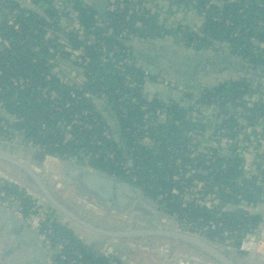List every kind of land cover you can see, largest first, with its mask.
I'll list each match as a JSON object with an SVG mask.
<instances>
[{
  "label": "trees",
  "instance_id": "16d2710c",
  "mask_svg": "<svg viewBox=\"0 0 264 264\" xmlns=\"http://www.w3.org/2000/svg\"><path fill=\"white\" fill-rule=\"evenodd\" d=\"M120 1L125 8L107 11L103 21L92 0H0V141L26 154L32 147L54 159L88 163L123 179L162 213L216 244L237 251L248 236L261 239L264 167L256 163L260 176L246 174L236 148L245 127L264 122V97L249 102L259 94L258 86L252 87L256 81L234 77L211 85L203 78L217 76L203 73L188 93L148 99V84L172 80L144 66L131 42L171 40L194 58L223 49L248 72L264 74V0H189L185 5L199 14L201 26L178 24L172 31H164V21L148 12L128 9V0ZM176 1L182 5L183 0ZM69 6L76 16L68 17ZM64 17L68 26L61 23ZM68 69L73 79L66 77ZM199 135L208 147H201ZM216 139H226L227 148L210 147ZM194 182L223 200L225 210L212 212L198 203ZM59 188L53 190L58 194ZM10 200L23 219L39 216L38 200L28 190L0 179V203ZM50 225L53 229L39 223L37 229L44 244L64 250L54 256L55 264H71L73 249L81 258L72 264H122L121 259L158 264L145 251L130 260L103 243L93 249L86 232L52 218Z\"/></svg>",
  "mask_w": 264,
  "mask_h": 264
},
{
  "label": "water",
  "instance_id": "95a60500",
  "mask_svg": "<svg viewBox=\"0 0 264 264\" xmlns=\"http://www.w3.org/2000/svg\"><path fill=\"white\" fill-rule=\"evenodd\" d=\"M93 4L98 17L106 21L109 0H93ZM133 47L138 48L135 43ZM155 54L162 58V60L156 62L157 64L152 63V60L147 59V56L142 59L148 60V63H152L157 67L168 68L169 73L173 72L192 78L195 86L198 83L200 73L219 74L223 72V69H229L239 79L264 83V74L261 71L253 74L244 68L241 69L240 65L242 63L233 55L224 52L223 49L219 50L218 57L213 58L212 63L214 66L208 65L205 69L202 68L198 72H194L193 77L191 74L192 68L196 65H202V62L192 60L188 52L178 53L172 51L170 53ZM223 61H226V63H223ZM113 120L116 126L115 131L119 133V122L116 117ZM0 146L13 149L18 147V145L7 142H0ZM120 146L123 157L130 167L131 162L126 147L122 143ZM21 151L25 152L23 149ZM0 163L8 164L11 168L19 170L25 178L24 183L19 185L32 193L35 192L33 194L46 202L64 225L86 232L95 237L96 242L108 245L130 260L135 259V256L140 252H144L143 250H136L135 245L151 246L153 245L152 242L160 244L163 241H168L172 243L171 249H173V252L177 251L178 253L181 251L183 254L185 253L184 250H187L190 253H188L189 256L201 259L200 261L184 259L182 264H236L226 256L224 252L226 247L205 238L196 237L194 234L187 232L185 227H178L175 218L171 217L174 221L172 223L174 227L166 228L163 220L166 221L170 217L162 213L158 205L145 196L142 191L123 179L94 169L88 163L79 164L72 160L54 159L32 147L28 148L27 154L24 153L21 156V160L5 151H0ZM40 169L45 175L43 172H39ZM200 174L203 175L204 173L201 172ZM56 185L60 187L59 195L53 190ZM76 199L79 200V203L84 204L83 208H80L79 205L72 207L71 200ZM88 206L95 210L108 212L119 218H125L124 223H128L114 226L107 218H101L97 213H94L95 211L90 212ZM79 210L83 211L80 212ZM19 212V208L13 209L10 204H0V214L3 216L4 222L17 226L23 232L26 245L30 248L31 257L35 258L38 254L43 253L45 256L44 262L47 263L48 254L42 239L29 224L21 221L17 216ZM159 216H161V219H159ZM106 223L107 225H104ZM234 251L236 250L233 249ZM155 257L158 259V264L164 258L160 254H156ZM248 259L249 261H255L257 264H264L260 256L248 254ZM33 263L35 262L33 261ZM165 264H171V262Z\"/></svg>",
  "mask_w": 264,
  "mask_h": 264
},
{
  "label": "crops",
  "instance_id": "0c3cea01",
  "mask_svg": "<svg viewBox=\"0 0 264 264\" xmlns=\"http://www.w3.org/2000/svg\"><path fill=\"white\" fill-rule=\"evenodd\" d=\"M225 0H219L220 3L224 2ZM93 3V0H92ZM153 5H157L159 3L160 9H158L157 18L163 22V28L167 27L172 31L176 28V25H184L189 26L191 28H199L202 24V20L199 16V14L191 7L188 6H180L175 5L173 3H168L167 1H157L152 0ZM136 54L139 56L140 60L142 61L144 66H147L148 68H151L154 72V74H157V71H161L164 73L166 78H170L172 80V83L168 85H161L158 82L156 84H148L147 85V97L152 98L155 95H158V97L162 96L164 100L171 99L172 97L176 96V94H183L190 92V89H195V85H193L192 78H189L188 76H183L177 73H169L166 67H157L155 65H152V63L159 62L162 60V58L159 55H156L155 53H170L172 51H176L178 53H183L181 47L177 44H175L171 40H163V41H157L155 43L147 44H138L137 45ZM151 53V54H149ZM153 53V54H152ZM219 50L216 49L212 52L207 53L206 55H197L194 57H190L192 60H195L196 58H204V57H211L212 59L215 57H218ZM148 57L147 59L152 60V63H148V60H143L142 58ZM199 56V57H198ZM207 65H210L209 63L204 62ZM223 63H226V61H223ZM243 65V64H242ZM242 65H240L241 69H243ZM214 66V65H210ZM219 70V68H217ZM175 71V69H173ZM207 73V72H206ZM201 74H199L198 77V83L201 82ZM211 74V73H209ZM213 74V73H212ZM177 75V76H176ZM217 77L211 78V77H204V83L207 82L211 85L218 82L219 80H231L232 78H238L235 73H232L229 69H223L222 73L219 74H213ZM193 77V74H192ZM167 79V80H168ZM191 79V80H190ZM239 79V78H238ZM167 83V82H166ZM178 83V84H176ZM197 83V84H198ZM180 84V85H179ZM264 85V83H261L259 81H256L254 85L252 86L255 88L258 86V91L261 90L260 85ZM205 85V84H204ZM258 95H255L251 100H254L255 103H258L261 98L264 97V90L261 92H258ZM264 133V122H260L259 124H256L252 127H245L243 129V133L241 136V142L244 143V147L249 146L251 150H256L257 148H261L264 144V139L262 138ZM0 151H5L6 153H9L16 158L21 160V156H23L24 152L21 151V148H5L3 146H0ZM247 160L250 164L246 163L245 168L247 170L251 169L252 160L251 158L247 157ZM39 171V170H38ZM40 173L43 172L41 169L39 171ZM44 173V172H43ZM0 179L6 180L7 182L10 180V182L14 184H21V178H23L21 172L19 170H16L14 168H11L8 164L0 163ZM45 175V173H44ZM12 178V179H11ZM17 181L16 183L13 181ZM53 180V179H52ZM54 181V180H53ZM55 182V181H54ZM19 183V184H18ZM56 183V182H55ZM57 184V183H56ZM57 187V185H56ZM72 202L79 200H71ZM76 203V202H75ZM89 208H91L89 206ZM83 210H80L82 212ZM261 212H264V207L260 209ZM91 212V211H90ZM93 213V212H92ZM164 222V221H163ZM166 225V224H165ZM258 234L262 235V238H264V220L261 223V225L258 228ZM256 236L257 233H256ZM86 240L88 242V245L91 246L93 249H98L100 246V249L102 248L103 244L96 242L95 237L85 233ZM254 240H259L254 239ZM154 243V242H152ZM157 243V242H156ZM154 248L158 250L165 249V246H172V243L163 241L162 243H157L154 245ZM169 250V249H168ZM186 254L189 253V251L184 250ZM225 254L228 256L234 263L236 264H257L255 261H249L248 254L244 252H237L233 249H230L229 247L225 248ZM159 254V253H156ZM155 254V255H156ZM190 254V253H189ZM188 254V255H189ZM157 258V257H156ZM193 259H197L196 257L192 256ZM191 258V259H192ZM201 260V259H198ZM205 260V259H204ZM34 259L31 257L30 248L26 245V240L24 239L23 232L17 227L13 226L12 224H8L7 222H4L3 216L0 214V264H31L33 263ZM164 260H160L159 264H165ZM127 264V262L125 261Z\"/></svg>",
  "mask_w": 264,
  "mask_h": 264
},
{
  "label": "built area",
  "instance_id": "2783aa9c",
  "mask_svg": "<svg viewBox=\"0 0 264 264\" xmlns=\"http://www.w3.org/2000/svg\"><path fill=\"white\" fill-rule=\"evenodd\" d=\"M157 1H160V0H157ZM162 1H164V2L167 1L168 3H173V2L178 3L176 0H162ZM216 1L219 2V0H216ZM227 1L228 0H225L224 2H227ZM128 3L129 4H128L127 8L130 9V10H134L136 12L137 11L148 12L149 14H151V15H153L155 17L158 16L157 15L158 9H160L159 3L157 5H155V4L153 5L152 0H128ZM180 4H182L180 6H186L185 4H189V0H183V2L180 3ZM175 5H177V4H175ZM193 5H196L195 2H194ZM59 8L61 9L62 6H60ZM124 8L125 7H124L123 3L120 0L119 1L118 0H109V6H108L107 11H109V10L110 11L122 10ZM66 12L69 13L68 17L76 16V13L71 10L70 6L67 8ZM68 17L62 18L61 23H62L63 26H68L67 25L68 24V19H67ZM163 30L164 31H168L170 29L167 28V27H164ZM238 34H239L238 32H235L233 34V36L237 37ZM133 44H134V41L131 42V45H133ZM132 65H135L138 68L140 67V65L137 64V63L135 64V63L132 62ZM145 74H148V72L145 71ZM146 79H147V76H146L145 80ZM160 84L161 85H168V82L166 83V81H165V82H161ZM260 87H261V90H259V92L264 90V85L261 84ZM254 96H252V98ZM252 98L249 97L250 106L255 104V101L251 100ZM83 115L84 116H91V114H89L88 112H83ZM198 115L199 114L196 113V112L193 113L194 117H198ZM222 132L224 134H228L227 130H222ZM242 133H243V130L240 132V134L238 136L236 148H237V153H239L242 156V158L244 159L243 169L245 170L246 174L259 175L257 173V171H256V163H259V165L261 167H264V144L262 145L261 148H257L256 150H251L249 146L244 147V143L241 142ZM196 138H197V141H200L201 147H208V146H206L208 143H206V142L202 143L201 142V141H203V139H202V137L200 135L197 136ZM0 142L4 143L3 141H0ZM215 142L214 143H210L209 146L211 147V145H212L218 151L225 150L227 148V146H228V144L226 142V139H221V140H217L216 139ZM9 144H12V143H9ZM12 145H14V144H12ZM205 152H207V151L205 150ZM247 157L248 158L250 157L251 160H252V165H251L252 167H251L250 170H247L245 168V164L246 163L250 164L248 162V160H247ZM257 184H262V180L258 179ZM193 191L195 192L196 197L198 199L197 202L200 203L202 206L208 207L212 212H221V211L225 210V203L223 202V200H221L218 197H215L213 194L209 193L208 191L203 190V187H202L201 183L194 182L193 183ZM28 194L31 195L34 199L38 200L37 204H38V207H39V216L37 218H34V220H25V219L22 218L20 213H18L17 216L21 219L22 222L29 224V226L32 227L38 233V235L40 236V238L43 241V236L38 232L37 225H39V223H40V225L42 224L43 226L47 227L48 229H53V227L50 225L51 218L54 219L56 222H59V223H60V220L54 214V212L50 209V207L47 206L46 202H44L41 198H39L38 196H36L33 193L28 192ZM196 197L194 195H191V199L192 198H196ZM39 203L42 206H39ZM0 204L1 205H5L4 203H0ZM10 205L12 206L13 209H17L16 208L17 204L13 200H10ZM179 222H181L182 224H179L178 227H185L187 229V232L194 234L196 237L203 238V236L201 234V231L196 232L195 230H193V228L189 224L185 225L184 222H182V221H179ZM63 243L65 245L67 244L66 241L63 242ZM43 245H44V248H45V250H46V252L48 254L47 264H55V262L53 260L54 256L64 253V250L62 249L61 246L53 247L52 245H49L48 243L44 244V242H43ZM103 249L105 251H107L105 248H103ZM143 251H145V250H143ZM237 251L238 252H244V253H247V254H255L257 256H260L263 259V261H264V238H261L259 240H254L251 236H248L246 238V240L244 242H242V244L239 246ZM70 254L73 256V258H71ZM70 254H67L66 257H68V259L71 258L70 259V263L71 264L72 263H77V259L79 260L81 258V254H80L78 249H73L72 253H70ZM121 262H122V264H126L123 259H121Z\"/></svg>",
  "mask_w": 264,
  "mask_h": 264
},
{
  "label": "rangeland",
  "instance_id": "374dc122",
  "mask_svg": "<svg viewBox=\"0 0 264 264\" xmlns=\"http://www.w3.org/2000/svg\"><path fill=\"white\" fill-rule=\"evenodd\" d=\"M67 74L68 75H66V77L67 78H71V79H73V73L68 69L67 70ZM62 78H63V76H61ZM166 79H168V78H166ZM170 79V78H169ZM168 79V80H169ZM148 99H151V98H148ZM1 176V175H0ZM12 179V178H11ZM25 180V178L23 177L22 179H21V183H24L23 181ZM15 183L17 182V181H15V180H13ZM9 183H10V180L8 181ZM12 183V182H11ZM19 184V183H18ZM23 185V184H22ZM25 185V184H24ZM19 186H21V185H19ZM28 192H30V193H32L30 190L28 191ZM33 193H35V192H33ZM14 205V204H13ZM39 206H42L40 203H39ZM47 206H48V204H47ZM16 208H19L18 207V205L16 206ZM96 212L99 214V215H101L100 217L101 218H107L108 219V221H110V222H112L113 224H114V226H116V224L117 225H120V224H127L128 222H126V223H124V221H125V218L123 219V218H119L118 216H115V215H111V214H109L108 212H103V211H100V210H96ZM20 214H21V212H19ZM127 215V214H126ZM174 218V217H173ZM159 219H161V216H159ZM164 221V223L166 224L165 226H166V228H173L174 226H173V219L170 217L169 219H167L166 221L165 220H163ZM177 221V220H176ZM178 223V226H179V224H182L181 222H179V221H177ZM60 223H62L61 221H60ZM101 223V222H100ZM107 224V223H106ZM123 226H126V225H123ZM134 248H136V250H138V251H142V250H145V252H148V253H150L151 255H154V254H156V253H159L160 255H162V256H164V258H163V260H164V262H166V261H168V262H171V264H182V261L184 262V259H191L192 257L191 256H189L188 254H186V252L185 253H181V251L180 252H178L177 253V251H175V252H173V249H171L172 247L171 246H168V247H166L165 246V249H161V250H158V251H156V249H157V246H156V248H154V246L153 245H151V246H142V245H138V246H136L135 245V247ZM169 249V250H168ZM171 249V250H170ZM232 249V248H231ZM191 260H193V261H198V259H191ZM200 261V260H199Z\"/></svg>",
  "mask_w": 264,
  "mask_h": 264
},
{
  "label": "flooded vegetation",
  "instance_id": "af4514ba",
  "mask_svg": "<svg viewBox=\"0 0 264 264\" xmlns=\"http://www.w3.org/2000/svg\"><path fill=\"white\" fill-rule=\"evenodd\" d=\"M199 57V56H198ZM195 60H200L201 62H202V65H196V66H194V68H192V73L191 74H193L194 72H198L200 69H205L208 65L207 64H205L204 62H206L207 61V63H209L210 65H213V63H212V61H213V59L211 58V57H204V58H196ZM76 202V203H75ZM73 204H74V206H77V205H79V207L80 208H83V206H84V204L83 203H79V202H77V201H74V202H72ZM88 208H89V206H88ZM89 210L91 211V212H94L95 211V209H93V208H89ZM80 211V210H79ZM102 221H103V219H101ZM104 222V221H103ZM104 225H107V224H104ZM34 259V262L35 263H31V264H47V263H45L44 262V259H45V256H44V254L43 253H40V254H38L35 258H33ZM26 264V263H25ZM27 264H28V262H27Z\"/></svg>",
  "mask_w": 264,
  "mask_h": 264
},
{
  "label": "bare ground",
  "instance_id": "6f19581e",
  "mask_svg": "<svg viewBox=\"0 0 264 264\" xmlns=\"http://www.w3.org/2000/svg\"><path fill=\"white\" fill-rule=\"evenodd\" d=\"M2 145V144H1ZM253 255H255V254H253ZM257 256V255H256Z\"/></svg>",
  "mask_w": 264,
  "mask_h": 264
}]
</instances>
